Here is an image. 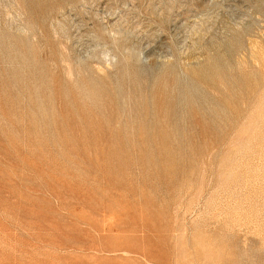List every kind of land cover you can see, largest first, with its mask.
Returning <instances> with one entry per match:
<instances>
[{
    "label": "rangeland",
    "instance_id": "1",
    "mask_svg": "<svg viewBox=\"0 0 264 264\" xmlns=\"http://www.w3.org/2000/svg\"><path fill=\"white\" fill-rule=\"evenodd\" d=\"M0 264H264V0H0Z\"/></svg>",
    "mask_w": 264,
    "mask_h": 264
},
{
    "label": "bare ground",
    "instance_id": "2",
    "mask_svg": "<svg viewBox=\"0 0 264 264\" xmlns=\"http://www.w3.org/2000/svg\"><path fill=\"white\" fill-rule=\"evenodd\" d=\"M14 48V47H13ZM53 59V58H52ZM24 61V60H23ZM54 61V60H53ZM81 76V75H80ZM84 81V80H83ZM196 81V80H195ZM199 82V81H198ZM55 83V82H54ZM57 84H58V82H57ZM58 86V85H57ZM94 86V85H93ZM60 87V86H59ZM58 87V88H59ZM90 89V88H89ZM91 90V89H90ZM35 91V90H34ZM50 92H52V91H50ZM93 92V91H92ZM39 93V92H38ZM59 93V92H58ZM62 93V92H61ZM70 93V92H69ZM58 96H59V94H57ZM71 96V95H70ZM93 97V96H92ZM96 97V96H95ZM36 98V97H35ZM38 98V97H37ZM41 100V99H40ZM57 100H60V99H57ZM74 100H75V98H74ZM107 100V99H106ZM34 101V100H33ZM170 102V101H169ZM32 103V102H31ZM58 103H59V101H58ZM96 103V102H95ZM100 104V103H99ZM101 105V104H100ZM40 106V105H39ZM164 106V101H160L159 103H158V107L159 108H162ZM57 107H58V105H57ZM60 107V106H59ZM62 107H63V105H62ZM104 107H105V105H104ZM58 109V108H57ZM60 109V108H59ZM58 109V110H59ZM78 109V111L80 112L79 114H80V116L82 117V115H84V116H86L87 115V112L84 110V108H82V107H78L77 108ZM68 111H69V109H68ZM106 111V110H105ZM70 112V111H69ZM60 114H61V112H60ZM169 114H171V111H168L167 113H166V115L167 116H169ZM62 115V114H61ZM87 117V120H89V122H90V126H93V127H95V128H98V127H100L99 126V123L98 122H96V120H94V117L93 116H91V115H87L86 116ZM62 118V117H61ZM57 119V118H56ZM83 119V118H82ZM147 120H150V118H146V121ZM159 121H158V123H156L157 124V130H158V132L160 133V135H161V139H162V141H165L166 139H168L169 138V136H170V133H171V131H169V128H168V126L167 125H165L163 122H162V120H160V119H158ZM74 121H76L75 119H74ZM97 121H99L100 122V120H97ZM143 123H145V122H143L142 121V124L140 125L141 126V128H142V130L143 131H145L146 130V128H147V126L145 125V124H143ZM59 124V123H58ZM68 124H69V122H68ZM149 124V123H148ZM116 125V124H115ZM150 125V124H149ZM60 126V125H59ZM68 126V125H67ZM75 126H76V124H75ZM238 126V125H237ZM58 127V126H57ZM69 127V126H68ZM175 126L174 125H172V128H174ZM69 129H70V127H69ZM75 129H76V127H75ZM61 130V129H60ZM161 153L163 154V157L164 158H166L167 156H169V155H171L172 154V152H171V150H169V148H162V151H161ZM154 159V158H153ZM150 161V160H149ZM155 166H156V164H155Z\"/></svg>",
    "mask_w": 264,
    "mask_h": 264
}]
</instances>
